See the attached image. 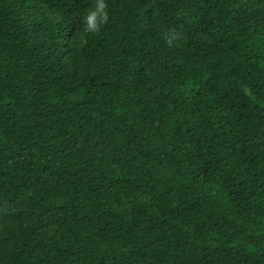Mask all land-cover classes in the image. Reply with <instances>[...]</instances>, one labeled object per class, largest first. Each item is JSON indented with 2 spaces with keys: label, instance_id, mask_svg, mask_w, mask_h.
I'll return each instance as SVG.
<instances>
[{
  "label": "trees",
  "instance_id": "1",
  "mask_svg": "<svg viewBox=\"0 0 264 264\" xmlns=\"http://www.w3.org/2000/svg\"><path fill=\"white\" fill-rule=\"evenodd\" d=\"M0 264H264V0H0Z\"/></svg>",
  "mask_w": 264,
  "mask_h": 264
},
{
  "label": "clouds",
  "instance_id": "2",
  "mask_svg": "<svg viewBox=\"0 0 264 264\" xmlns=\"http://www.w3.org/2000/svg\"><path fill=\"white\" fill-rule=\"evenodd\" d=\"M94 17H95V13H93V14L89 17V21H90V23L94 22Z\"/></svg>",
  "mask_w": 264,
  "mask_h": 264
}]
</instances>
